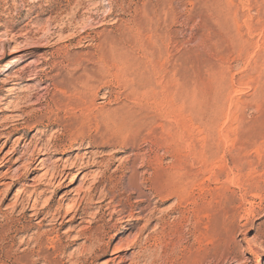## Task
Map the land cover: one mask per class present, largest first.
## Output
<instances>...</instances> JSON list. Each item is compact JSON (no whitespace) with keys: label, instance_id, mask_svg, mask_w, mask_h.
I'll return each mask as SVG.
<instances>
[{"label":"rangeland","instance_id":"rangeland-1","mask_svg":"<svg viewBox=\"0 0 264 264\" xmlns=\"http://www.w3.org/2000/svg\"><path fill=\"white\" fill-rule=\"evenodd\" d=\"M0 176V264H264V0H0Z\"/></svg>","mask_w":264,"mask_h":264},{"label":"bare ground","instance_id":"bare-ground-1","mask_svg":"<svg viewBox=\"0 0 264 264\" xmlns=\"http://www.w3.org/2000/svg\"><path fill=\"white\" fill-rule=\"evenodd\" d=\"M14 50V49H13ZM14 52V51H13ZM17 62V59H15V57L14 58H12L11 59V61H9L8 63H6L5 65H4V67L2 68V70H6V69H8L9 68V66H11L12 64H15ZM34 70V69H33ZM25 72V71H24ZM30 72V71H29ZM36 73V72H35ZM35 73H29L28 75H27V77H29V78H33V77H35L36 76V74ZM25 76H23V73L21 74V75H19V76H17L16 77V80H22V78H24ZM39 81V80H38ZM6 84H9L8 82L6 83ZM10 84H18V81H14V82H12V83H10ZM55 85V84H54ZM67 85V84H66ZM79 85V84H78ZM76 86V85H75ZM87 86H89V85H87ZM92 86V85H91ZM73 87V86H72ZM35 88V87H34ZM42 88V87H41ZM80 88V87H79ZM78 88V89H79ZM3 89V88H2ZM60 89V88H59ZM81 89V88H80ZM7 93H9V92H11V90H12V87H7V88H5L4 89ZM64 90V89H63ZM73 91V90H72ZM69 96H70V94H68ZM46 96V95H45ZM67 96V95H66ZM39 97V96H38ZM78 97V96H77ZM4 98V97H3ZM3 100V99H2ZM45 101V100H44ZM76 104V103H75ZM64 105V104H63ZM86 105V104H85ZM59 106V105H58ZM79 106V105H78ZM34 110V109H33ZM17 112V111H16ZM15 115V114H14ZM27 115H29L28 113H25L24 111H20V114H17V115H15L14 117H15V121H18V123L19 122H21L23 119H24V117H27ZM12 119V118H11ZM5 136V135H4ZM3 137V136H2ZM173 138V137H172ZM164 139V138H163ZM174 140H176V139H174ZM114 152V151H113ZM174 152V151H173ZM175 158V157H174ZM64 166L62 167L63 169L62 170H58V166H56L55 165V167L50 171V180L51 179H53V180H56L57 178H61L63 175H64V172L65 171H68V174L70 173V171L71 170H75L74 168L76 167V166H72V165H70V166H68V165H65V164H63ZM48 173V172H47ZM2 179V176H0V180ZM73 181H75V179H72V182ZM78 190V189H77ZM78 194H79V192L77 191V192H75L73 195L74 196H76V198H77V196H78ZM65 195V194H64ZM62 199H64V197H62ZM64 200H69V198H68V196L64 199ZM73 201H75V200H73ZM71 208V207H70ZM70 208H68L69 210H67V211H70ZM224 210V209H223ZM224 212V211H223ZM208 214H210V213H208ZM75 215V214H74ZM206 216V215H205ZM210 216V215H209ZM72 217H74V216H72ZM207 217V216H206ZM205 217V218H206ZM215 217V216H214ZM218 218V217H217ZM207 219V218H206ZM212 219H214V218H212ZM205 224V223H204ZM207 225V224H206ZM205 225V226H206ZM210 225H211V221H208V226L206 227L207 229L210 227ZM205 228V227H204ZM213 229V228H212ZM206 231V230H205ZM210 232V231H209ZM214 232V231H213ZM204 233V232H203ZM210 234V233H209ZM205 236V235H204ZM209 236V235H208ZM207 237V236H206ZM204 239V238H203ZM212 239V238H211ZM210 240V239H209ZM201 242V241H200ZM205 242V241H204ZM210 243V242H209ZM205 244H207V243H205ZM208 249V248H207ZM203 251V250H202ZM192 252V251H191ZM188 255V254H187ZM191 260V259H190Z\"/></svg>","mask_w":264,"mask_h":264}]
</instances>
